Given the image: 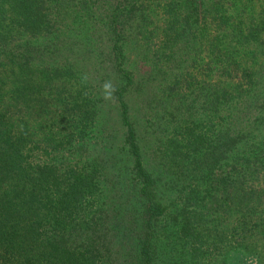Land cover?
Masks as SVG:
<instances>
[{
  "label": "trees",
  "instance_id": "1",
  "mask_svg": "<svg viewBox=\"0 0 264 264\" xmlns=\"http://www.w3.org/2000/svg\"><path fill=\"white\" fill-rule=\"evenodd\" d=\"M147 151L186 187L167 228ZM164 230L171 264H264V0H0V264H162Z\"/></svg>",
  "mask_w": 264,
  "mask_h": 264
},
{
  "label": "rangeland",
  "instance_id": "2",
  "mask_svg": "<svg viewBox=\"0 0 264 264\" xmlns=\"http://www.w3.org/2000/svg\"><path fill=\"white\" fill-rule=\"evenodd\" d=\"M261 4V3H260ZM259 7L253 6L250 8H247V14L250 15L252 18H255V14L258 13ZM66 39V34H63V39ZM61 44V43H59ZM137 59H129V62L132 63V61H136ZM138 97V96H137ZM98 102L95 104L96 111H95V116H94V122H93V127L91 128V136L88 138L86 142H84V145L89 151H87L85 154H92L90 149H93V157L95 159H103L104 157H109L112 153L114 154L115 158H122V154L118 153L117 151L119 150L120 146V127L118 126V118L116 116V108L113 103V100L111 101H105L102 99V88L99 90V93L96 97ZM128 103H130V107L132 109V113L137 119L138 122H141V128L146 134L147 139L142 137L144 140H148L149 137V131L145 128V123L147 121V116L144 113V110L142 109V105L140 102L137 101L136 94H131L128 97ZM146 108V107H145ZM147 110V109H146ZM38 121L40 120L37 118ZM117 122V123H116ZM89 143V144H88ZM95 143L94 146L92 144ZM43 158V156H41ZM107 157V158H108ZM104 160V159H103ZM127 160H119V162L115 163L116 167L122 168L126 166L125 162ZM145 161L147 163V166L151 169L152 172H154V175L156 177V192H157V197L161 201L163 205L166 206V212L164 216V227H168L169 223L171 221V215L173 212L175 213L178 208L182 206V201H184V195H186V187H184V181L182 180V177H175L174 175L172 176L171 174H166L164 172H156L153 170V167H155V161L156 157L150 156L147 151V155L145 156ZM97 164H99V161H96ZM100 165V164H99ZM122 165V166H121ZM123 172V171H119ZM124 173V172H123ZM110 174L105 175L104 177H108ZM107 191L105 190L103 193V198H107L109 196L108 193L112 194L111 192L113 190H116L118 187V184L113 185H107ZM185 188V189H183ZM180 190V193L177 194V191ZM165 228V229H166ZM162 233V234H161ZM159 235L160 240L157 244V251L160 259H162V264H171V261L174 259H171L170 257L173 255L172 250L169 244L172 236L167 237L166 234L168 231L164 230L162 231ZM165 236L167 238H165ZM174 250V249H173ZM236 255L239 256L237 253H229L225 259L221 255L217 256L214 258L212 264H222L221 260L224 261V264H236L238 261H240ZM164 256V258H163ZM241 263L239 264H255L252 259H241ZM180 264V263H178Z\"/></svg>",
  "mask_w": 264,
  "mask_h": 264
},
{
  "label": "clouds",
  "instance_id": "3",
  "mask_svg": "<svg viewBox=\"0 0 264 264\" xmlns=\"http://www.w3.org/2000/svg\"><path fill=\"white\" fill-rule=\"evenodd\" d=\"M88 79L87 74H84L81 77V81L86 82ZM116 92V88L113 85V83L109 81H105L104 84L102 85V99L105 101H111L114 97V93Z\"/></svg>",
  "mask_w": 264,
  "mask_h": 264
}]
</instances>
